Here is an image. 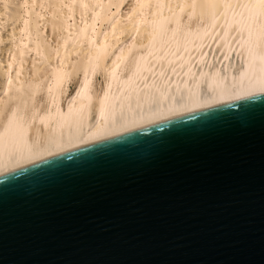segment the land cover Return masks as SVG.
Wrapping results in <instances>:
<instances>
[{
  "label": "bare ground",
  "instance_id": "obj_1",
  "mask_svg": "<svg viewBox=\"0 0 264 264\" xmlns=\"http://www.w3.org/2000/svg\"><path fill=\"white\" fill-rule=\"evenodd\" d=\"M262 96L264 0H0V180Z\"/></svg>",
  "mask_w": 264,
  "mask_h": 264
},
{
  "label": "water",
  "instance_id": "obj_2",
  "mask_svg": "<svg viewBox=\"0 0 264 264\" xmlns=\"http://www.w3.org/2000/svg\"><path fill=\"white\" fill-rule=\"evenodd\" d=\"M0 264H264V96L0 180Z\"/></svg>",
  "mask_w": 264,
  "mask_h": 264
},
{
  "label": "rangeland",
  "instance_id": "obj_3",
  "mask_svg": "<svg viewBox=\"0 0 264 264\" xmlns=\"http://www.w3.org/2000/svg\"><path fill=\"white\" fill-rule=\"evenodd\" d=\"M7 30H9V29H7ZM7 30H6V31H7ZM6 31H5V32H6ZM3 46H4V45H3ZM100 81H102V79H100ZM76 89H77V85H76V84L71 85V92H72V93H74V92L76 91Z\"/></svg>",
  "mask_w": 264,
  "mask_h": 264
}]
</instances>
